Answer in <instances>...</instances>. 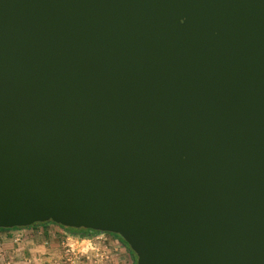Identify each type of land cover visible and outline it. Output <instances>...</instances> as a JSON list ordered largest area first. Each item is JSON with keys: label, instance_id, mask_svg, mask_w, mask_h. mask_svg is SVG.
<instances>
[{"label": "water", "instance_id": "obj_1", "mask_svg": "<svg viewBox=\"0 0 264 264\" xmlns=\"http://www.w3.org/2000/svg\"><path fill=\"white\" fill-rule=\"evenodd\" d=\"M42 221L264 264V0H0V227Z\"/></svg>", "mask_w": 264, "mask_h": 264}, {"label": "crops", "instance_id": "obj_2", "mask_svg": "<svg viewBox=\"0 0 264 264\" xmlns=\"http://www.w3.org/2000/svg\"><path fill=\"white\" fill-rule=\"evenodd\" d=\"M50 224L0 228V264H68L63 250L61 230ZM111 255L110 264H133L122 243ZM76 264H91L80 257Z\"/></svg>", "mask_w": 264, "mask_h": 264}, {"label": "rangeland", "instance_id": "obj_3", "mask_svg": "<svg viewBox=\"0 0 264 264\" xmlns=\"http://www.w3.org/2000/svg\"><path fill=\"white\" fill-rule=\"evenodd\" d=\"M46 224H50V230H61L63 250L67 254L68 264H76L80 257L90 261L91 264H110L111 255L116 251L118 244L122 243L127 249L118 234L115 236L111 232L95 231L84 236L80 233H68L59 224L53 222H46Z\"/></svg>", "mask_w": 264, "mask_h": 264}, {"label": "trees", "instance_id": "obj_4", "mask_svg": "<svg viewBox=\"0 0 264 264\" xmlns=\"http://www.w3.org/2000/svg\"><path fill=\"white\" fill-rule=\"evenodd\" d=\"M42 222L46 223V222H49V221H42ZM42 222H35L33 224H30V225L39 224V223H42ZM59 226L62 227L63 229H65L68 233H80L81 235H84V236L85 235H90L92 232H95L94 230H91V229H87L88 230V232H87V231H83V230L81 231V230H79L77 228H74V227L63 226V225H60V224H59ZM0 228H6V227H0ZM111 234H113L115 236H118L115 233H111ZM118 237L120 238V236H118ZM121 241H123V240L121 239ZM123 243L125 244L126 248L130 251L132 261L134 262V254H133V252L129 249V247L127 246V244L124 241H123Z\"/></svg>", "mask_w": 264, "mask_h": 264}, {"label": "flooded vegetation", "instance_id": "obj_5", "mask_svg": "<svg viewBox=\"0 0 264 264\" xmlns=\"http://www.w3.org/2000/svg\"><path fill=\"white\" fill-rule=\"evenodd\" d=\"M75 228V227H74ZM77 229H79V230H83V231H88L87 229H89V228H82V227H78ZM92 230V229H91ZM90 231V230H89ZM95 231V230H94Z\"/></svg>", "mask_w": 264, "mask_h": 264}]
</instances>
